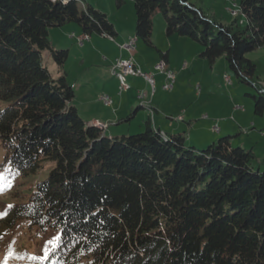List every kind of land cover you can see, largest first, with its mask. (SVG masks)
I'll return each mask as SVG.
<instances>
[{
  "label": "trees",
  "instance_id": "obj_1",
  "mask_svg": "<svg viewBox=\"0 0 264 264\" xmlns=\"http://www.w3.org/2000/svg\"><path fill=\"white\" fill-rule=\"evenodd\" d=\"M133 1L138 38L152 45L160 10L168 35L192 38L211 65L225 57L238 81L257 89L247 95L264 114V85L246 56L264 45V0H239L241 16L229 23L190 0ZM67 23L116 33L89 2L0 0L3 177L21 183L54 163L26 200L3 204L0 231L19 221L57 230L42 264H264V170L253 149L234 146L235 135L188 145L183 133L163 132L151 119L141 132L113 137L87 123L72 103L69 50L50 40V29ZM45 51L57 75L43 63Z\"/></svg>",
  "mask_w": 264,
  "mask_h": 264
},
{
  "label": "rangeland",
  "instance_id": "obj_2",
  "mask_svg": "<svg viewBox=\"0 0 264 264\" xmlns=\"http://www.w3.org/2000/svg\"><path fill=\"white\" fill-rule=\"evenodd\" d=\"M111 1L114 10L110 9ZM190 1L196 3L210 16L222 22L229 23L235 17L241 16L239 0ZM84 2H89L101 9L106 8L111 20H119L117 15H121V22L127 21L129 17H135L133 0H125L119 8L116 0H84ZM81 6L84 7V5ZM153 22V41L156 46H150L144 40L139 39L145 48L132 51V55L138 65H140L141 70L143 72H152L156 78V88L153 96H150L152 86L147 80L136 79L135 77L130 78L131 76L127 78L128 88L121 93L117 82L111 84L110 81L114 80L113 78L100 83L98 88L93 84V88H97V95L107 94L111 95V97L113 96V106L116 105L120 97L123 99L131 97L135 100L134 111H136L135 109L139 104L148 105L150 101L155 99L154 104L158 103L161 108V113L154 111L155 118L163 119L168 124L174 123L178 126L179 129H169V132L185 130L186 134L191 133V137H189L191 139H188L186 144L189 145L194 142L196 137L215 135V139L197 141L195 146L199 148H207L210 142H217L220 137L224 136L223 134L225 133L212 131V126L216 125L213 120H219L218 125L220 126L221 118L233 121L238 118V114L243 113L249 129H244L242 132L238 129L233 131L232 134L235 135L233 144L234 146L241 144L245 148L254 146V151L260 156L259 160H255V165L257 167L260 166L264 170V163H262L264 158V114H255L254 100L250 95H247V93L257 94V89L250 84L238 81L235 71L231 69L225 57L218 58L211 65L200 56L202 46L192 38L177 34L167 35L166 19L160 10L155 11L153 14ZM71 25L77 26L78 24L67 23L63 26L51 28L50 40L55 49L69 48L68 45L63 43L60 33L64 27ZM70 34H67L68 39L73 45L78 47L77 43L69 37ZM132 37H136L135 33L132 34ZM159 48L163 51H170V61H166L167 68L175 71L177 75L174 86L170 90L163 88L164 75L156 69V65L163 60L161 52L158 50ZM102 55L100 56L102 57ZM246 56L257 63L256 75L264 85V45L248 52ZM86 60L89 62L91 59L87 58ZM72 61L79 63V59H74L71 49L67 64ZM43 63L53 75L58 74L54 66V60L48 51L43 53ZM89 64H86V66L89 67ZM111 71V77H113ZM74 79V77H70L71 81ZM74 87L77 93L76 98H83L84 94L82 97L79 96L78 85L74 84ZM141 92H145L147 96L140 98L139 93ZM236 106H238V109L235 112L234 108ZM133 109L131 108L129 113ZM147 112L146 108H139L131 120H123L120 123L111 122V132H113L111 134L113 136H122L141 132L146 126L144 119L142 118L143 125L141 127H139V123H141V117L146 115ZM127 114L123 115V118H126ZM204 114H207L209 119L203 118ZM180 116L184 118V121L179 120ZM252 120L256 122V129L252 127ZM3 159L4 150L0 141V166ZM53 165V162L46 163L36 173L23 178L21 183L18 182L19 179L6 180L3 177L4 169L0 167V211L3 204L26 200L37 182L49 175ZM58 236L59 232L57 230L48 229L42 231L38 228H30L25 221H19L13 228L0 231V264H30L28 263L30 259H36L39 264H42L41 262L48 257L52 247L57 242Z\"/></svg>",
  "mask_w": 264,
  "mask_h": 264
},
{
  "label": "crops",
  "instance_id": "obj_3",
  "mask_svg": "<svg viewBox=\"0 0 264 264\" xmlns=\"http://www.w3.org/2000/svg\"><path fill=\"white\" fill-rule=\"evenodd\" d=\"M80 1H82L80 4L84 5V6L87 3V2L85 3L84 0H80ZM110 6H111L110 9L114 10V7L112 5V1H111ZM99 9H101V8H99ZM101 10L104 11L107 14L108 18L110 19L109 14H108L109 13L108 10L106 8H102ZM117 16H118L117 19H119V20H111L110 19L111 22L113 23L114 29L116 31L114 36L109 37V36H106L104 34L94 32L96 34L91 33L89 39H85L83 41V44H79L78 40H77V35H81L83 33V31L79 25H77V26L71 25L69 27H64V29H62V31L60 33L61 39H62L63 43L65 45H68V47H69V48H67L69 50V56H70V51L72 49V53L74 54V59L75 58L79 59V63H74V61H72L69 64H67L68 60L66 61L65 65H64V69L67 72V79H68L69 83L72 84L74 90H75L74 84L78 85V93H79L80 97H82V95L84 94L83 98H76L77 93L75 90V96L72 100V103L77 107L80 115L82 116V118L87 123L93 124V123H95V121L107 123L108 126L104 129V132L107 135L109 134L110 137H113V135L111 134V133H113V132H111L112 131V128L110 126L111 122L112 123H115V122L120 123L123 120H125V121L131 120L134 117V115L137 113L139 108H146L148 110V112L146 115H143V117H141V123H139V127H141L143 125L142 124V118L144 119L145 125H146L147 120L151 119V122L155 128H159L163 132H167V133H178V132H180V133H183L185 135L186 141L188 139H191V138H189V137H191V133L186 134L185 130L184 131L177 130L175 132H169L168 131L169 129H174V130L179 129L176 124H174V123L168 124L163 119L155 118L154 111L161 113L160 105L158 103L154 104L155 99L150 101L149 104L146 105V107L137 108L140 105L139 104L135 109L136 111H134L133 105L135 103V100L131 97H126L125 99L120 97L118 102L116 103V105L113 106V104H114V97L113 96H112V103L106 104L103 101L102 96L107 95V94H102L101 96L97 95V88L100 86L99 84L102 82L104 83L105 81H109V80H111V78L114 79V80L110 81L111 84L113 82H117L118 89H119L118 78L113 73H112L113 77H111L110 71L112 70L111 69L112 64L114 63L116 58H130L131 56L133 57L132 51H128L127 49L123 48L121 45L126 43L132 37L133 33H135V35L137 37L136 20H135L136 15H135V17L133 16V18L129 17L128 20L125 22H121V20H120L121 15H117ZM127 22H128V24H127ZM153 31H154V25H153ZM68 33H71L69 37L71 38V40H74L77 43L78 47L73 45L71 43V41L68 39V36H67ZM166 34H167V32H166ZM139 39L143 40L141 38H138L136 40L135 49L143 50L145 47H144L143 43H141V41H139ZM151 40H152V45H150V46H156L154 44V41H153V33L151 36ZM158 50L161 52V57L163 58V55H166L165 59L167 62H169L170 61V58H169L170 51L169 50L163 51L160 48ZM101 54H103L102 57L100 56ZM87 58L88 59L90 58L91 62L90 61L87 62V60H86ZM68 59H69V57H68ZM133 59H134L135 63L138 65V63L134 57H133ZM88 63H90L89 64L90 68L88 66H86V64H88ZM54 66L57 70V66H56L55 62H54ZM138 66L140 67V65H138ZM161 74H163V73H161ZM129 76H131L130 78L135 77L136 79H141V80L145 79L142 76H132V75H129ZM129 76H127V78ZM70 77H74L75 79L73 81H71ZM164 80H165V75H164ZM93 84H95L97 86V88L95 87L96 89L93 88ZM155 84H156V78H155ZM155 88H156V85H155ZM87 90H89V91H87ZM131 108L133 110L131 111V113H129ZM237 109H238V106H236L234 108L235 112L237 111ZM126 113H128L127 117L123 118V115H125ZM203 118L209 119L207 114H204ZM179 120L184 121V118L183 117L179 118ZM218 121L219 120H217V121L213 120V123H216V125L212 126V131H215V132L219 131L220 133H225L223 135H233L232 134L233 131H236L237 129L240 132L244 131V129H249L248 124H246L247 122H245V116L243 113L238 114V118L236 120H233V121L232 120L229 121L225 118H221L220 119V126L218 125ZM252 121H253L252 127L256 129L257 128L255 126L256 122H255V120H252ZM190 125L193 126L192 123H190ZM215 126L218 127V130L213 129ZM205 139H215V135L211 134V135H203L201 137H196L194 142H192L189 145L195 146L197 141H204ZM212 142H214V141H212ZM253 147L254 146H251V148L254 151L255 149ZM255 154H256V152H255ZM263 155H264V153H263ZM256 156H257V160H259L260 156H258V154H256ZM263 160H264V158H263Z\"/></svg>",
  "mask_w": 264,
  "mask_h": 264
},
{
  "label": "built area",
  "instance_id": "obj_4",
  "mask_svg": "<svg viewBox=\"0 0 264 264\" xmlns=\"http://www.w3.org/2000/svg\"><path fill=\"white\" fill-rule=\"evenodd\" d=\"M55 1V0H53ZM90 35L88 33H83L77 37L80 44L83 43L85 39H89ZM123 48L127 49L128 51H133L136 46V39L135 37H131L128 42L121 45ZM156 69L159 70L160 73H163L165 75V81L163 84V88L165 90H170L173 88L174 83L176 81L177 75L176 72L172 69L167 68L166 60H162L160 63L156 65ZM112 72L113 74H118V80H119V73L120 72H127L129 75L132 76H142L144 77L152 86V92L150 96L152 97L155 92V78L153 73L151 72H143L141 68L135 63L133 57L130 58H116L113 65H112ZM119 90L120 92L126 91V88L122 87L121 82L119 81ZM140 98H144L147 96L145 92H141ZM103 101L106 104L112 103V97L108 95L102 96ZM179 118H182L181 116ZM97 125H99L102 128L106 127V124L101 123L99 121L96 122ZM214 130H218V127L215 126L213 128Z\"/></svg>",
  "mask_w": 264,
  "mask_h": 264
},
{
  "label": "bare ground",
  "instance_id": "obj_5",
  "mask_svg": "<svg viewBox=\"0 0 264 264\" xmlns=\"http://www.w3.org/2000/svg\"><path fill=\"white\" fill-rule=\"evenodd\" d=\"M114 75L118 78V74H114ZM127 76H129V74L127 72H120L119 73V81L121 82L122 87H124V88H128Z\"/></svg>",
  "mask_w": 264,
  "mask_h": 264
},
{
  "label": "snow or ice",
  "instance_id": "obj_6",
  "mask_svg": "<svg viewBox=\"0 0 264 264\" xmlns=\"http://www.w3.org/2000/svg\"><path fill=\"white\" fill-rule=\"evenodd\" d=\"M9 207H11V205H9ZM4 215H6V213L0 214V217H2V216H4Z\"/></svg>",
  "mask_w": 264,
  "mask_h": 264
}]
</instances>
